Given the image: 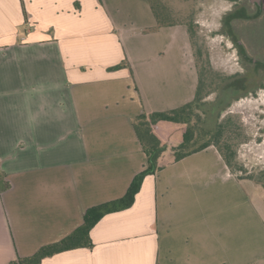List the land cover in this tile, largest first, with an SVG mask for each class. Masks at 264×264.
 <instances>
[{
  "label": "crops",
  "instance_id": "crops-1",
  "mask_svg": "<svg viewBox=\"0 0 264 264\" xmlns=\"http://www.w3.org/2000/svg\"><path fill=\"white\" fill-rule=\"evenodd\" d=\"M134 22L142 35L155 24L146 0H0V264L123 196L146 162L132 118L184 103L173 59L130 51ZM189 75L192 99L193 59ZM242 182L209 146L146 175L90 248L40 264H264V220Z\"/></svg>",
  "mask_w": 264,
  "mask_h": 264
},
{
  "label": "rangeland",
  "instance_id": "rangeland-1",
  "mask_svg": "<svg viewBox=\"0 0 264 264\" xmlns=\"http://www.w3.org/2000/svg\"><path fill=\"white\" fill-rule=\"evenodd\" d=\"M163 1L180 25L162 27L159 31H149L144 33L146 35H142L143 33H139L136 22L133 25L127 24L126 29H130L133 35L126 40V43L130 45V51L134 56L173 59L172 62L178 64L179 69H182L180 72L186 76V79L182 84L185 94L177 96L175 98L177 101L183 99L181 101L187 102L192 96L188 92L186 94L193 57V48L189 42L185 25L189 21L194 26V40L199 46L207 49L211 68L218 75L216 76L217 81L220 80L218 77L228 76L246 80L244 87L239 86L229 91L221 88L210 92L205 101L217 102V106L224 107L220 119L231 114L244 129L247 139L238 145L236 158L243 170L235 171V174L242 178L250 202L255 205L264 220V68H257L251 61L239 57L234 43L227 36L229 22L226 17L228 12L240 7H244L249 14L260 10L262 14L264 0L260 8L250 0ZM146 4L149 6L148 0ZM151 19L153 20L152 16ZM231 24L235 27L239 39L243 38L241 31L247 27V36L251 40L264 44V15L260 19L255 17L232 20ZM117 29L122 38L126 37L125 28L122 25ZM244 46L250 57L264 60L263 48L246 41ZM229 80L232 79H227V82ZM219 85L223 86V81L220 80ZM200 113L203 117L204 114L201 111ZM257 242L260 245L261 240Z\"/></svg>",
  "mask_w": 264,
  "mask_h": 264
},
{
  "label": "trees",
  "instance_id": "trees-1",
  "mask_svg": "<svg viewBox=\"0 0 264 264\" xmlns=\"http://www.w3.org/2000/svg\"><path fill=\"white\" fill-rule=\"evenodd\" d=\"M155 24L144 28V32L157 31L160 27L180 25L163 0H148ZM26 18V13H25ZM186 25L189 42L193 48V64L197 81L191 100L176 107L142 112L132 118V126L145 154V166L133 177L126 192L118 199L111 200L86 209L82 223L70 234L53 243L40 247L30 256H17L9 264H40L49 256L76 248H90V230L106 213L129 207L139 191L144 177L155 174L182 158L206 149L216 148L229 170L242 171L237 161V147L247 139L242 125L233 115L227 114L220 119L224 107L217 102L208 103L206 96L218 89L232 90L245 86V79L235 76L218 77L224 85L220 86L216 72L211 68L207 49L194 40V26L191 21ZM128 65L124 59L109 67L110 70ZM227 79H232L227 82ZM210 107H207L209 106ZM200 111L204 114L201 116ZM238 179H242L236 174ZM8 184L0 182V188Z\"/></svg>",
  "mask_w": 264,
  "mask_h": 264
},
{
  "label": "flooded vegetation",
  "instance_id": "flooded-vegetation-1",
  "mask_svg": "<svg viewBox=\"0 0 264 264\" xmlns=\"http://www.w3.org/2000/svg\"><path fill=\"white\" fill-rule=\"evenodd\" d=\"M250 1L256 4L258 8L261 7L262 0H259V2L257 0H250ZM263 15H264V10L262 11V14H261V10L256 13L249 14L247 13L244 7L231 10L230 12L226 14L227 22H229L228 23L229 26H227L229 33L227 32V36L234 43L239 57L245 59L246 61H251V63L254 64L257 68H264V60L259 59L257 57H253V58L250 57L246 51L244 42L246 41L248 43L249 42L253 44L255 43L263 49H264V44H261L255 40H251V38L247 36V27L245 29L243 28V30L241 31V35L243 38L239 39L235 32V27L231 24V22L232 20H236V19L243 20V19H252L255 17H258V19H260Z\"/></svg>",
  "mask_w": 264,
  "mask_h": 264
},
{
  "label": "water",
  "instance_id": "water-1",
  "mask_svg": "<svg viewBox=\"0 0 264 264\" xmlns=\"http://www.w3.org/2000/svg\"><path fill=\"white\" fill-rule=\"evenodd\" d=\"M259 2V0H257Z\"/></svg>",
  "mask_w": 264,
  "mask_h": 264
}]
</instances>
